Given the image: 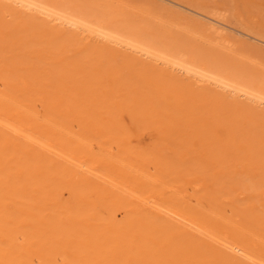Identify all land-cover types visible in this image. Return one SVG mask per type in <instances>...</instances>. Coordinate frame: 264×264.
<instances>
[{"label": "bare ground", "instance_id": "1", "mask_svg": "<svg viewBox=\"0 0 264 264\" xmlns=\"http://www.w3.org/2000/svg\"><path fill=\"white\" fill-rule=\"evenodd\" d=\"M12 1L19 5V7H23V9L25 8L30 12L39 11L40 13H38L40 15L42 13V16L44 15L47 20L45 23L43 21V25L38 26L32 19L29 18L30 20H26V18H23V20L28 21L26 23L28 28L26 30L20 29L21 26L19 24L21 23L19 22L15 24L13 22V24L7 27L8 29H12V33L6 40V48L4 47L3 50L12 53V55L10 54L8 56L11 62L9 61V64H6L14 69L17 66L22 67L17 68L18 71L15 74L17 77H14V79L12 77L10 78L12 82L19 80V85L16 84L17 86H15L14 84L16 82H14V86L10 84L7 89L9 92L0 96V264H244L251 253V246H255L252 243L253 239H250V234L252 233L251 227L253 229V222L257 221L258 217H251L253 220H249L251 227L250 229L245 228V233L244 228L240 230L238 227H233L229 221H226V223L224 219V221H221L209 215V213L199 212L197 208L187 201L188 199L183 200V192L185 189H183L182 185L184 184H178L176 187L172 185L181 182L183 174L182 168L178 165V161H181L180 158L182 156H177L172 149L173 147H168L169 152L163 159L162 157L158 159L155 155L154 157L150 156V154L148 156H141V158H144L141 159L137 154L136 148L133 150L134 146H128V142L124 138H121V134L118 128H116V125L122 121L121 118V121L117 120L119 115L116 114L118 116L117 118L113 115L114 110L112 111V105L114 107L117 106L116 101L108 103L105 106L107 110L104 111V114L106 113L107 115H105L107 117L104 118V121L97 120L95 114L98 111L93 110L96 105H89L88 107V104L94 101L93 98H95L98 92L96 88L98 85L92 82V78L99 75L97 72L98 69L93 66L97 60L94 62L92 58L93 53L90 50L86 51L83 49L86 47L85 45H82L81 50L76 51L77 54L75 53V55L70 56L68 59L66 48L68 46H76L74 42L79 36V32L73 31L72 33H66L62 31L63 26H60H73L72 29L75 27V29L81 31V34L88 33V37L98 40L106 39L112 44L131 48L135 52L142 53L152 59L157 58V60L163 58L166 60L167 57L164 56L165 54L171 57L173 56L172 53L175 52L174 56L176 57L174 58L177 60L180 53H186L187 51L190 53L189 50H191L193 54L190 53L192 56L190 55V58L187 59V61L191 60L190 66L180 67V69L187 72V74H192L195 79L199 78V81L203 82L215 79V76L212 79L210 75L222 71L216 67L219 60H215V62H211V59L204 60V67L201 66V63H198L202 68L199 66L196 67V65L193 66V64L198 62L197 59L202 57L199 52H204L199 45L197 46L198 43L195 46L196 49H191L188 43L189 41L181 39L182 42L180 45L182 46L188 43L190 49H187L188 47L185 46L186 49L184 47L182 48L187 51L180 50L182 51L180 52L177 50V52L175 48L178 44L175 43L176 41L174 42V36L172 37L174 40H171V35L174 33L167 38L171 40L170 42L164 39L163 41L165 43L163 41L161 43V40H159L160 42L158 41L156 34L158 32H164L161 29L163 27L160 28V26H157L158 28H154L152 32L146 33V30L151 29V27L149 29L145 28L146 30L144 31L143 25H140L141 22L139 25L136 22H132L134 24L125 23V26L124 24L119 25L117 24L118 20L116 21L118 19L116 16L118 12L115 14V19L110 14L112 12L107 13L108 7L107 10L105 7L106 11L103 9V6H99L100 8L98 9V4L93 1L81 0L82 3L78 4L75 3L77 0H74L75 2L72 0H61L58 3L48 0L53 3L51 7L55 4L63 7V9L67 3H70L71 5L69 6L68 4L67 6L72 9L74 15H76L74 12L77 13V16L79 15L80 18L77 17L78 20H74L76 18H73L70 15L71 13L68 14V12L67 14L62 13L60 15V12L56 11L60 10V8H55L56 10L53 9L56 6L49 8L50 5H47V2L45 3L46 0L44 3H42L43 0H39L40 2L33 0ZM60 11H62V8ZM25 20L20 22H26ZM50 22H57L58 24L54 25L53 23L52 25ZM93 42L95 43L94 39ZM141 47L152 50L149 52ZM178 48L180 49V47ZM20 49L23 50V55L17 58L14 57V53L17 54L16 50L18 51ZM195 50H198L197 53ZM154 51L158 52H156L157 55L159 51H163L161 54L163 58H159V55L157 57L154 56L156 55ZM164 51L167 53L170 52L171 55ZM208 52L209 50L204 55L209 54ZM210 53H212V50ZM112 54L114 56L113 51L111 52ZM199 55L200 57H198ZM187 56L189 57V55ZM127 57L129 56L127 55ZM170 57L167 58L169 60L168 64H170ZM48 58H50V61H46ZM75 58H78V60L74 61ZM137 58H134L130 62L132 65H130L134 71H143L144 69L142 68L145 65L137 61ZM227 58L226 61H228ZM43 61H45V66L41 65ZM179 61L177 60L176 62L174 60L173 62L177 64ZM187 61L186 63L189 62ZM173 62L171 63L173 64ZM232 64L235 65V63ZM183 65L186 66V64ZM234 65L232 68H234ZM227 66L226 71L230 70L228 68L231 65L229 66L228 64ZM239 67L241 68L240 65ZM84 69H88V72ZM241 70L243 69L238 71L237 68L235 71L240 72ZM220 74H216V78L217 76L223 78L226 76H222L225 73ZM234 74L236 73L233 71L231 77L237 80ZM114 75L102 76L100 79L106 83L104 84L103 81H100L99 84L111 88L119 84V80ZM135 75L137 76V74ZM119 76L117 77L119 78ZM167 76L163 72L160 73L159 78L161 77L162 79ZM227 76L229 77V75ZM237 76L242 81H245L244 84H247L245 88H248V86L253 88L251 90L253 95L250 96L254 99L252 101L260 100V102L262 101L264 103V84L261 85L262 82H259L260 86L259 83L253 84L251 80L252 75H250L251 79L249 76H243L239 73H237ZM137 77L141 83L142 81L143 83L147 82L145 75ZM122 78L120 77V79ZM87 79H90L91 84L87 82ZM124 79L126 78L124 77ZM234 79H232L233 82H235ZM35 80L38 81L37 89L40 90L38 93H44V90H46L42 87V81H44V86L47 87L49 82H54V86L46 87L51 91V95L48 98L44 99L43 97L36 96V87L32 88V91L30 90L31 92L28 91L29 89H27L26 85ZM261 81L264 80L262 79ZM215 83L229 88L228 85L219 82V80L215 81ZM228 84L234 86V84ZM87 85L89 86L87 87ZM84 86L86 87L85 89L82 88L84 92L82 94L83 92L80 89ZM12 87L15 88L12 90ZM230 88L233 93L241 91V86L239 90L232 86ZM245 88L243 87V90ZM78 90L80 91L78 92ZM184 90L187 89L185 88ZM72 91L80 93L78 94V98L72 96L74 95ZM137 92L138 90L133 89L127 91V94H132L133 96L126 97L124 103H122V108L129 114V118L131 117L133 119L137 112V104L133 103L135 101V93ZM177 92L176 88H171V86L164 83L159 93L161 95L157 97L158 102L156 107L148 108L145 116H148L151 120L154 119V116L161 115L165 116L164 118L171 123L177 122V118L173 116V112H176L177 107H179L181 97L177 95L175 100H173V106L176 107L169 104L173 99V93ZM57 93H59L58 96H56ZM192 94L194 95L195 93ZM55 98H58L59 105L65 107L64 113L70 111V114L71 111L76 112L75 109H78L80 112L73 113L70 116L73 117L75 114V118H78L80 115L85 114L86 118H83V123L77 132H72L73 124H70L71 117L66 115V117H61L58 111L59 109L57 110L53 107L52 102H54L53 100ZM128 102H131V104H128ZM166 102L169 107L164 108L163 104ZM37 103H43L44 108L41 105V112L36 111ZM86 104L87 109L85 110L83 106H86ZM234 106L239 107L235 102H232L229 107L234 108ZM243 107H246V105H241L240 108L242 109L240 110L243 111L248 108L243 109ZM259 115L254 114L253 116H249L248 121L260 125L259 120L262 118L264 120V114L260 115L261 119L258 118ZM77 118L76 122L79 124L82 120L78 122ZM85 120L86 122H84ZM129 121L127 122L129 123ZM136 122H134V125ZM143 122L147 123V121ZM217 127L215 128L216 130L213 128L212 130L220 133L221 131L217 130L219 129ZM132 131L133 135L128 130L131 134V139L135 134V129ZM235 132L232 131L231 134L237 138L234 137L232 142H230L232 140L231 138H226L225 140L228 142L224 145H233V147L236 146L238 148L239 144H241L240 142L243 140H240L239 135L241 134L237 133L236 135ZM125 133L127 134V131ZM261 134L263 133L256 132L257 136ZM18 137H23L24 141L21 142V140L19 142ZM133 139H137V136ZM246 140L249 141L248 139ZM36 141H39V143L42 142V144L45 143L46 145L44 144V147L48 145L47 147L50 148L49 146L52 145V148L57 147L60 151H66L73 159L75 158V160L79 161L80 168L82 166L87 167L89 170L94 168L102 171L104 174L111 175L113 178L115 177L116 179L114 180H117L121 186L128 185L131 188L133 192V194L131 192L132 196L130 195L131 199L126 200V198L124 199L118 196L116 198L110 195L108 190L102 185L83 176L84 174L82 175L74 169L71 170L66 165L64 166L54 161L51 162V159H48L43 153L34 152L29 146L31 143L36 144L34 143ZM136 142L138 144V141ZM93 144L96 145V152H93ZM113 144H116L118 148L120 147L116 155L112 154L113 152L111 153ZM241 147L243 148L244 146ZM253 150L255 149L253 148L252 152ZM241 152L243 153V151ZM60 153L58 151L59 155ZM66 156L68 155L66 154ZM173 160L177 161V166L171 164ZM151 165L158 167V170L153 175L147 171V168ZM172 165L173 168H171ZM161 166L163 167L160 169L159 167ZM84 171L87 172V170ZM159 207L171 209L175 216L182 217L188 222H192V224L196 223L200 225L201 228L203 227L205 230L210 231L211 235L220 233V235L228 239L226 241L228 244L225 243L227 244L229 254H226V251L222 253L218 248L210 246V244L208 245L200 240L191 239L190 234H185L180 228L165 224L159 216ZM116 214L119 215L116 216ZM248 232H251L249 236L247 235ZM257 244V246H260L259 248L257 247L258 250L260 249L259 251L257 250L260 256L257 253L255 254L259 256V260L261 258L264 259V241ZM257 264L260 263L257 262Z\"/></svg>", "mask_w": 264, "mask_h": 264}, {"label": "rangeland", "instance_id": "2", "mask_svg": "<svg viewBox=\"0 0 264 264\" xmlns=\"http://www.w3.org/2000/svg\"><path fill=\"white\" fill-rule=\"evenodd\" d=\"M33 1L40 2L39 0L38 1L33 0ZM44 1L45 0H43L42 3H44ZM52 1H55L56 3L61 2V0H52ZM52 1L51 2H49L48 0L45 1V3L46 2L48 3L47 5H50V7L49 6L47 7L52 8L53 6H56L53 7V9L60 8V10L62 8V11L65 10L64 12L56 9L55 10L57 12H60L59 13L60 15L62 13L67 14V12L68 14L71 13L70 15H72L73 18H76L74 20H78L77 17H79V15L77 16V13L74 11L73 12L76 15L72 13V9L69 7L71 5L70 3H67L63 9V7L57 6L55 4L51 7V5L53 4ZM78 1L79 0L74 2L78 4L82 3L81 0L79 2ZM88 1H93L97 3L98 9L100 8L99 6H103L104 8L103 7L102 8L105 10L106 7L107 10L108 7L107 13L112 12L110 14H112L111 16H114L115 19L117 16L118 19H116V21L118 20L117 24L119 25L124 24L125 26V23L131 24L132 22L134 23L136 22V24L139 25V23L141 22L140 25H143L144 31L146 29H149L150 27L152 29V30L151 29L146 30V33L152 32L154 28H158L157 26H160V28L163 27L165 30L163 28L161 29L164 32H158L156 34V37L158 38V41L161 40L162 43L164 39L170 42L173 39L172 37L174 36L175 40L174 39L173 40L174 42L176 41L175 42L176 44H178V46H176L175 48V51L177 50L187 51L185 50L186 49L185 46L188 47L187 49H190L189 46H191V49H196L195 46L198 43L197 46L199 45V47H201V50L204 52L201 51H200L201 53L199 52V54H201L202 57L200 59L198 58L197 59L198 62L193 64V66L196 65V67L199 66L200 68H202L204 67L203 65L204 60L211 59L212 60L211 62H215V60L216 61L219 60V63L216 64L217 65L216 67L222 70L221 72L223 74L225 73L222 76L225 75L226 76L224 78L221 77L220 76L222 74L221 72L215 74L212 73V75L210 76L211 78L215 76V79H213L214 77L212 78L213 80L215 81L219 80V82L228 85L229 88L228 87L225 88L221 84L215 83V81L213 80H209L210 82L199 81V78L195 79V77H193L192 74H187V72L181 70L180 67L190 66L191 60H188L189 61L188 62L187 59H189L190 55L192 56L193 54L191 50L189 51L192 54H190L188 51H187L188 54H186L187 52L186 53L184 52L185 53L184 54L182 51H180L182 53L179 54L177 60L179 61L180 57L182 59L180 58V61L177 64L173 62L174 60L177 62L176 58H174L176 57L174 56L176 52L172 53L173 56L171 57H173L174 58L173 59L169 55L167 56L165 54L167 52L164 51L165 52L164 56H166L167 58L170 57V64H168L169 60L166 58L167 60L166 61L161 55L163 51H159L158 55L159 58H163L164 61H162L163 59L161 60H157V58L152 59L151 57H148L142 53L131 50V48L121 47L116 44H112L108 42L106 39L98 40L96 38L88 37V33L81 34V31L75 29V27L74 29H72L73 26L70 25L60 26V27L63 26L62 31L66 33H72L73 31L79 32V36L75 40L76 43L74 42L76 46H68L66 48L68 59L70 56L75 55L76 51L78 52L79 50H81L82 45H85L86 47L83 49H85L86 51L90 50L93 53L92 58L94 62L95 60H97L96 64H93V66L98 69L97 72L99 73V75L93 77L92 82L93 84L98 85L96 86L98 92L95 98H93L94 101L88 104V107L89 105L91 106L96 105L95 106L96 108L95 107L93 108L94 111L95 110L98 111L96 112L97 115L95 114V118L97 120L100 119L101 122L104 121V118L107 117L106 116L107 114L106 113H105L106 115L104 114V111L107 110L105 106L108 103L116 101L117 106L114 107L112 105V111L114 110L113 115H115L116 118L118 117L117 115H119L118 117L119 119L117 118V120H120L121 118L123 122L125 121L123 123L120 120L121 123L117 124L116 128H118V131L121 134V138H124L125 141L128 142V146L130 147L134 146L133 150H135L136 148L137 154L139 155L140 158L143 155L148 156L150 154V156L154 157L155 155L156 157H158V159H161V157L163 159V157L166 156L169 152L168 147L170 148L173 147L172 149L176 153V155L177 156L181 155L182 158L179 157L181 159V161H178L179 164L176 163L177 161L174 160L171 162V164L175 166H177V164L180 165L179 167L182 168L183 174L181 172L182 174L181 182L179 183L177 182V184H172V185L176 187L178 186V184L179 185L184 184L182 185L183 189H185L183 192L184 193L183 200L188 199L187 201L192 206L197 208L199 212H203L205 214L209 213V215L213 216L214 218H218L221 221L224 220L225 222L229 221L233 227L234 226L236 228L238 227L240 230L244 228L245 233H246L245 228L250 229L251 227V224H249V220L253 221L251 217H258V220L253 222L254 223V225H252L253 229L251 227L252 233L251 232L247 233L248 236L251 233L250 239L251 238L253 239L252 243L255 246H251L252 247L250 253L251 256L249 255V257L245 260V263L257 264L258 262L260 264H264V259L261 258L259 260L260 255L259 253H257L260 250V249L258 250L260 246H257L258 245L257 243L264 241V225H263L264 224V157H263L264 156V120L263 118L261 119L260 117V115L264 114L263 113L264 103L262 101L260 102V100L252 101L254 99H252L250 96L253 95L252 94L253 92L251 91L253 90V88L251 86L245 88L247 87V84H244L245 81H242L241 79L238 78L239 75L237 76V73H239L240 75L243 76H249L251 79L250 75H252L251 80L253 84L259 82L260 83L262 82L261 85L264 84V81H261L262 79L264 80L263 77L264 76V0H163L164 2L162 0H88ZM68 4L69 6H67ZM103 9L102 11L105 13L106 10L104 11ZM38 12L39 11L30 12L25 8L23 9V7L22 8L19 7V5L14 3L12 0H0V77H1L0 96L3 94H7L9 92V90L7 89L9 88L10 84L13 85L14 82H16L14 85L15 86L19 85V80L18 81L15 80L14 82H12L10 78L12 77L14 79V77H17L15 75L16 72L18 71L17 68L22 67V66H17V68L14 69L8 65L9 61L11 62V60L9 59L10 57L8 56L10 54L12 55V53L8 51L5 52V50L3 49L6 46L5 44L7 43L6 40L12 33V29L10 28L8 29L7 27L13 24V22L14 24L19 22L21 23L19 24L21 26L20 29L26 30V28H28V25L26 24L28 21L26 20H30V19H32V21H34L35 24L38 26L43 25V21L45 23L47 19H45L46 17L44 15H43L44 17L42 16V13L40 15L39 14L40 12L39 13ZM116 12H118L117 13L118 15L116 14ZM23 18H26V20L24 19L26 22H20V21H24ZM53 23L54 22H50V24L52 25ZM55 24L58 23L56 22L54 23V25ZM152 25L155 27H153ZM170 35H171V40H168L167 38H169ZM93 39L95 43L93 42ZM181 39H186V41H189L188 42L189 46L188 43L181 46L180 45V43L182 42ZM163 42L165 43V41ZM178 47H180V49ZM182 47H184L185 49ZM141 48H144L146 51L149 52H151L152 50V49H147L146 47H141ZM204 49L206 51L209 50L208 52L209 54L204 55L206 53ZM211 50L212 53H210ZM22 51H23L22 49L18 51L16 50L17 54L14 53L13 56L16 58L21 57L23 55ZM112 51L114 52V56L113 54L111 55ZM195 51L197 53L198 50ZM156 52L154 51V53L156 54L154 56L157 57L158 52L157 53ZM167 54L171 55L170 52ZM127 55L129 57H127ZM187 55H189V57ZM198 57H200V55ZM134 58H137L136 59L137 61L142 63V65L143 64L145 65L142 68L144 69L143 71L133 70V67L131 66L132 63L130 62H132ZM183 58L184 59L186 58L185 60L188 63H186V61ZM226 58L228 59V61H226ZM77 60L78 58L77 59L75 58L74 61ZM46 61H50V58L46 59ZM171 62H173V64L175 65L173 66ZM42 63L43 64L41 65L45 66L44 64L45 61H43ZM198 63L199 64L201 63L202 67L198 65ZM232 63H235V65ZM183 64H186V66H184ZM228 64L229 66L231 65L230 68H228L230 70L226 71L227 69L226 67H228L227 66ZM233 65L234 68H232ZM239 65L241 66V68L239 67ZM222 66H224L223 67L224 69L222 68ZM237 68L238 71L240 69H243L244 71L243 70H241L240 72L235 71L237 70ZM84 70L88 72V69H84ZM233 71L234 73H236L234 75H236L237 80L231 77ZM163 72H165V74L168 76L163 77L164 79L163 78L161 79V77L159 78V76L160 73ZM106 74L107 75L115 74L114 76L119 80L118 81L119 84L114 85L112 88L109 86L106 87L100 85L99 82L103 81L100 78L102 76H107ZM135 74H137V76L140 77L141 75L142 76L145 75L147 82L143 83L142 81L141 83L139 78ZM216 74L217 75L220 74L219 76L221 78L217 76L218 78L217 79ZM227 75H229V77ZM117 76H119V78ZM120 77L123 78L120 79ZM124 77L126 79H124ZM232 79H234L235 82H233ZM223 80L226 82H224ZM237 81L238 83L241 81L242 85H244L243 87L246 90L245 89L243 90L241 83L238 84ZM32 82L26 85L27 89H29L28 90L29 92L32 91V88L36 87L35 88L36 96L41 98L43 97L45 99L51 95V91H49V89L47 88L50 86H54V82H49V85L47 87L44 86V81H42L43 82L42 87L46 89V90L42 89L44 90V93L43 92L38 93L40 90L37 89L38 87L37 80ZM87 82L91 84L90 79H87ZM105 83L106 82H104V84ZM164 83L166 85L171 86V88H176V90L178 91L177 93H173V99L169 104H172L173 106V100H175V97L177 95L181 97L180 104L178 105L179 107H177L176 110L177 113L175 111L173 112L174 113L173 116L177 118L176 119L177 122L175 123L174 122L171 123L169 120L164 118L165 116H161V115H156L154 116V119L151 120L148 118V116H145V114L148 111V108L150 109V107L153 108L156 107L158 102L157 97ZM228 83L234 84V86ZM145 84L147 88L145 87ZM147 84H149L150 86ZM237 85H239V87H237ZM88 86L89 85H87V87ZM231 86L233 88L234 87L237 88V90H239L241 86V91L233 93L230 88ZM85 87L86 86L81 87L80 89L81 92H83L82 88L85 89ZM13 88L15 87H12V90ZM185 88L187 90H184ZM130 89L136 91L138 90L139 92V93L138 92L135 93L136 97L134 96L135 101L133 103L137 104L136 105L137 112L136 115L134 116V119L131 117L129 118L128 116L129 114L122 108L123 107L122 103H124L125 98L128 96L130 97L133 96L132 94H127V91H129ZM80 90H78V92ZM249 91L251 94L249 93ZM78 92L77 91L73 92L74 95L72 96L78 98V94H80ZM191 92L195 94L193 95ZM82 94H84V92ZM58 95L59 93L56 94V96ZM53 101H54L52 102L53 107H55L57 110L59 109L58 111L60 112L59 114L61 115V117H64L65 115L71 117L70 124L71 125L73 124L72 132H77V130H79V127H81V124L83 123V118L84 119L86 118L85 114L80 115L81 117L80 116L78 118L76 117L78 122H80L79 120H82L79 123L80 124L79 125L76 122V118H75L76 116L75 114L80 112L78 111V109H75L76 112L71 111L70 114H69L70 111L64 113L65 107L58 104L59 103L58 98H55V100ZM232 102L237 103L239 107L238 106H234V108L229 107L231 106ZM42 104L37 103L36 105L37 112L38 111L41 112L42 109L41 107L43 106ZM128 104H131V102H128ZM241 105L243 106L246 105V107L248 108L243 107V109L246 108V110L242 111L240 110L242 109L240 108ZM83 107H85L86 110L87 104L86 106ZM163 107L164 108L169 107L168 103L166 102L165 104H163ZM118 108H120V110H118ZM61 109L63 112L61 111ZM73 113H75L73 117L70 116ZM101 114L102 116H100ZM254 114H256L257 116L259 115L258 118L261 119L259 120L260 122L257 119L256 120L259 122L260 125H256L253 122L250 123L248 121L250 118L249 116L251 115L253 116ZM128 118L130 119V121ZM127 121H129V123ZM131 121L134 122L138 121V122L135 123L136 125L135 126L134 122ZM143 121H147V123ZM84 122H86V120ZM126 126L127 127L129 126L128 130L130 132L133 129H135L134 131L135 134L134 136H132V139H131V134L130 132H128ZM216 126H218L217 128H219L217 130L221 131L220 133H217L218 131H215ZM212 128L215 130H212ZM126 131L127 134L125 133ZM232 131L234 132L237 131L235 132L236 135L237 133L241 134L239 136H240V140L241 139L243 140L242 141L243 143L239 141L242 144V145L239 144V146L240 145L244 146L243 148L241 146L240 147L238 146L237 148L236 146L233 147V145H229V146L224 145L228 142L227 140H225L226 138H231L232 140L230 142H232L234 137H236L235 135L231 134ZM256 132L257 133L262 132L263 134L257 136ZM136 136L137 139L139 140L133 139L136 138ZM22 138L23 137H18L19 139L18 141L20 142L22 140L21 142H23L24 138L23 139ZM246 139H248L249 141H247ZM136 141H138L139 145L137 144ZM34 143L36 144L31 143L29 147L34 152L43 153L44 156H46L48 159H51L50 160L51 162L54 161L64 166L66 165V167L70 168L71 170L74 169L75 171H78L82 175L84 174L83 176L92 179L95 183L100 184L104 188H106L110 193V195L112 196L115 197L118 196L124 199L126 198V200L131 199L130 195L132 196L133 194L131 188H129L128 185L121 186L117 182V180H114L116 179L115 177L113 178L111 175L104 174L102 171L94 168L90 170L85 166H82L80 168L79 167L80 165L78 163L79 161L75 160V158L73 159V157L69 155L66 151H62V150L60 151V149H58L57 147L52 148V145L49 146L52 149L48 148L47 147L48 145L46 146L47 147L46 148L44 147L46 144L45 143L42 144V142L39 143V141H36ZM174 144L175 145L177 144V146H175ZM93 145H94L93 152H96L97 150V148L95 147L96 145L95 144ZM113 145L111 147L112 148L111 153L113 152L112 154L116 155L120 147L118 148L116 144ZM253 148L255 150H253L252 152ZM56 149L57 151H55ZM47 150L50 151L48 152ZM58 151L59 153L60 152L63 153H60L59 155ZM241 151H243V153ZM66 154L68 156H66ZM175 159L179 160L178 158ZM173 165L171 168H173ZM162 167L163 166L159 168L161 169ZM84 170H87V172H85ZM157 170L158 167H154V165H151L147 168L148 173L151 175L156 173L155 171ZM196 206H200V207H196ZM158 210H159L158 211L159 216L161 220L165 222V224L180 228L181 230H183L182 232H184L185 234L187 235L190 234L189 236L193 240H198V241L200 240L208 245L210 244V246H214L215 248H218V250H220V252L222 253H225L224 251H226V254L228 253L227 250L228 243L226 242L228 239L220 235V233L211 235L210 231H207V229L205 230V228L203 227L201 228L200 225L193 223L195 225L194 226L192 222L190 221L188 222L186 219H183L182 217L175 216L173 211L169 208L159 207ZM244 212L245 213L247 212L246 215H244L245 214ZM118 215L119 214H116V216ZM182 219L184 222L182 221ZM175 240L178 241L177 239ZM255 253H257L259 256L256 255Z\"/></svg>", "mask_w": 264, "mask_h": 264}]
</instances>
